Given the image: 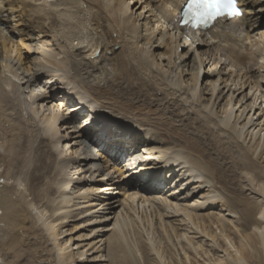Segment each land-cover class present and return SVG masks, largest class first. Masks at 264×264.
Wrapping results in <instances>:
<instances>
[{
  "label": "bare ground",
  "instance_id": "1",
  "mask_svg": "<svg viewBox=\"0 0 264 264\" xmlns=\"http://www.w3.org/2000/svg\"><path fill=\"white\" fill-rule=\"evenodd\" d=\"M241 1L245 16L190 33L180 31L176 19L183 0H145L133 11L128 0H0V264H75L83 258V252L74 254L67 247L73 238L64 240V229L79 220L93 226L99 221L98 208L111 209L109 197L98 196L107 191L99 182L104 184L110 174L108 163L114 174H122L124 166L130 171L132 165L147 170L145 177L128 174L121 190L134 188L131 195L125 192V201L137 203L134 211L142 208L148 234L164 235L183 253L179 251L180 262L159 241L156 249L165 264H264V90L258 94L263 77L256 76L264 70V0ZM13 7H20L18 15L28 19L27 38L44 33L60 55L33 42L24 45L28 55L22 58ZM117 44L121 49L112 51ZM244 47L252 51L250 56L255 48L254 56L245 55ZM221 50L229 56L217 59ZM223 56L224 67L217 69ZM245 78H254L255 84H246ZM97 101L111 112H99ZM70 102L123 132L125 141L113 147L94 132L92 136V129L68 123ZM53 103L63 113L46 116L50 107L46 111L44 106ZM36 115L44 116L42 122ZM68 126L71 141L61 133ZM166 172L177 174L170 196L163 190ZM88 173L93 176L83 183L79 178ZM187 185L195 187L193 194H184ZM196 192L208 197L203 205L190 204L195 212L178 205ZM217 207L221 215L203 214ZM119 213L105 243L109 261H102L103 254L93 260L152 264L140 234L136 245L125 237L132 216ZM182 214L191 229L225 254L220 257L215 249L212 254L213 249L167 221ZM107 216L102 218L109 220ZM232 229L239 239L232 237ZM198 255L204 257L202 263Z\"/></svg>",
  "mask_w": 264,
  "mask_h": 264
},
{
  "label": "rangeland",
  "instance_id": "2",
  "mask_svg": "<svg viewBox=\"0 0 264 264\" xmlns=\"http://www.w3.org/2000/svg\"><path fill=\"white\" fill-rule=\"evenodd\" d=\"M144 1L145 0H143V2H140L139 0H128V2H131V9H132V11L133 10H135L137 7H141V5L144 3ZM133 2V3H132ZM134 5V6H133ZM136 5V6H135ZM19 8L20 7H13V9L11 10L14 14H15V18H14V20H13V22H12V25L14 26V27H16L14 30L16 31V33H17V37H18V40H20L21 39V44H18V47L21 49V56H22V58L23 59H25L24 57H26L27 55H28V53H27V48L24 46V45H30V44H32L33 42L34 43H37V42H39V44L41 45V44H44V45H46L45 47H43V48H46L47 50H51V49H54V51H55V53H59V55H60V52H59V48H58V46H56V45H53V40L51 41V37L49 38L50 39V41H49V39H48V37H46V39L44 38L45 37V34L44 33H36V35H32V36H34L35 38H34V40H29L28 38H27V35L25 34V32H26V21L28 20L27 18H21L19 15H18V11H19ZM143 8V7H142ZM143 11V9H141L140 8V10H138V11ZM148 11H150V8L148 7V8H146L145 9V16L146 17H148L149 16V13H147ZM258 25V22H256V25H255V27ZM18 27V28H17ZM116 36H117V34H115L114 35V37L116 38ZM38 37V38H37ZM46 41V43H45V41ZM48 41V42H47ZM17 43H18V41H17ZM212 43H214V41L212 42ZM215 43H217V42H215ZM225 46H226V48H225ZM225 48V50H227V49H229V47L227 46V45H225V44H221V49H224ZM228 47V48H227ZM112 51H115V52H118L121 48H120V45H112L111 46V48H110ZM225 50H221L219 53H218V58H217V56H216V58L217 59H221V56H220V54H226V51ZM246 50V51H245ZM255 50V48L253 49V53H256V51H254ZM112 51H107V55L108 56H112L113 54H112ZM241 51H243L244 52V54L246 55V54H248L249 55V57H253L254 56V54L252 53V56H250L251 55V53H249V52H252V51H249V49L248 48H245L244 47V49L243 50H241ZM26 54V55H25ZM53 54V53H52ZM227 55V54H226ZM13 56H14V54H13ZM220 56V57H219ZM229 55H227V57H228ZM32 57H36V56H32ZM32 57L29 59V60H26V61H28V64H26V65H24V67H28L30 64V62L32 61L31 59H32ZM38 58V57H37ZM224 58H225V56H223L222 57V61H221V63L219 64V66H217V69H220V67H221V65L225 62L224 61ZM38 62H39V60H38ZM227 63H228V61H226ZM223 66V65H222ZM224 67V66H223ZM222 67V68H223ZM110 68V67H109ZM214 68H216V67H214ZM255 68H257V66L255 67ZM65 71H68V70H65ZM263 71V72H262ZM260 72L261 73H259V74H257L256 76H259V75H261L262 77H263V79L261 80V79H258V83H259V85H260V89H258V94L260 93V92H262L263 90H264V70H260ZM252 74H255V73H252ZM261 78V77H260ZM253 79V81H250V80H252ZM243 81H247V83L246 84H248L249 82H253L254 84H255V79L254 78H245V79H243ZM256 81H257V79H256ZM246 92H247V90H246ZM52 101H58L57 99L55 100V99H52ZM105 103H108V101H104ZM54 104H56V103H53V105L52 104H49L47 107H45L44 106V110L46 109V111H47V109H49V107H50V110H48L47 112H46V116H53L54 114H57V112H58V114H59V112H62L63 113V109H62V107H61V109H60V111H58L56 108L54 109L52 106H54ZM111 104V103H110ZM56 106V105H55ZM33 107V108H32ZM34 105L32 106V104H31V108L32 109H34ZM63 108H65V107H63ZM88 108H89V106H88ZM96 108H98V110L100 109V111L99 112H102V113H110L111 112V110L110 109H107V108H101L100 107V104H99V102L97 101V103H96ZM261 108L262 109H264V104H261ZM66 109V108H65ZM43 110V111H44ZM86 110H89L90 111V109H86ZM54 111V112H53ZM137 112L136 111H134V112H132V115L130 116L131 118H130V121H132V119H133V117L135 116V115H137L136 114ZM140 113H143V114H145V111H142V112H139V114ZM263 114H264V110H263V112H262ZM41 114H42V112H41ZM40 113L38 114V115H41ZM67 114V113H66ZM142 114V115H143ZM38 115H36V116H38ZM62 115V114H61ZM39 117H40V119H39ZM105 116H103V117H100V119H103ZM44 118V116H38V118L36 117V120L37 121H40V122H42V119ZM98 118H99V116H95V120L97 121L98 120ZM140 118H141V116H140ZM143 118H144V116H143ZM150 118V117H149ZM111 119H113V118H111ZM114 119H116V118H114ZM114 119H113V121H114ZM69 128V126L68 127H65V129H62V134L64 135V136H67L68 138H70V139H68V141L70 140L71 141V138H73V136H74V134H73V132L70 130V129H68ZM68 129V130H67ZM91 135L93 136V130H92V133H91ZM262 136L261 137H263L264 136V132H262V134H261ZM136 136V135H135ZM258 137H259V134H258ZM257 137V138H258ZM135 143H133V145H134ZM139 145H141V144H138V146ZM64 146H65V144H64ZM140 148H142V147H140ZM70 148L68 147V148H65V150H66V154L69 156L70 155V153H71V149L69 150ZM68 150V151H67ZM133 153H134V151H133ZM65 155V154H64ZM65 159H66V156H63ZM104 161H102V165H103V167L104 166H106V164L107 163H105ZM125 163H127V162H124L123 164H122V166L125 164ZM260 163H261V166H264V157H263V160L261 159V161H260ZM109 164V165H108ZM107 164V166H108V168L110 169L109 170V172H110V174L108 175V177H106V180H105V183L103 184V182L101 183V182H99V185L101 186L100 188H106L107 189V191L106 190H104V192H102L101 191V193H99L98 194V196L99 195H107V197H109V199H110V203H111V209H109V206H107V209H101L100 210V208H98L99 209V214H96V218L99 220L98 222H96L95 223V225H93V226H86V224L84 225V224H82V223H80L81 221L79 220V221H73V220H71V221H73V222H70V223H68V225H66V229H64V231L66 230L67 232H66V234H65V236H63L62 238L64 239V240H69L70 238H73L72 239V242H70L69 243V245H67V247H70L71 249L70 250H73V253L74 254H77L78 252H83L84 253V255L85 256H83V258L81 257V258H78V256H76V259H77V261L75 262V264H101V262H99V259H97V260H93V258H96V257H98V256H100V255H104V257H103V260L102 261H109V258L108 259H106L107 257V254H108V250H107V245H106V250H105V243H106V240L110 237V235L112 234V229H113V224H114V221H115V219H116V215H117V213H119V214H123V216L124 217H126L125 215H128V216H132L130 219H129V221H128V223H129V225H130V228L129 229H126V230H124V232H125V237H127V239H129V242L130 243H135V245H136V243L139 241V240H136V239H139V236L142 238V240L144 241V242H146L147 243V245H148V247H149V250H150V258L152 259V264H165L164 263V259H162V256H161V253L162 252H159L160 254H158V250L159 249H156V248H159L158 247V242L160 241L161 243H162V247H170L172 250H173V254H176L177 256L179 255V253L181 252V250H180V248L178 247V249H179V251L177 250V247H175V245L173 244V242H170L169 240H167V237H165L164 238V235H161V234H159V233H157V234H155V236H153V234L151 235V234H148L149 232H150V230L149 231H147V228H148V224L146 225V227H144V224H143V219H142V208H140V211L139 210H132V208H134L135 206H136V204H135V206L132 204V200H128V201H125L126 199H127V197L129 196V195H131V194H133L134 193V188H132V190H129V193H128V191H126V190H124V191H122L121 190V185L123 186V184L127 181V179H128V174H130L131 176H139V175H142V176H146V174L145 173H147V170L146 169H144L143 171H141L140 170V168H141V166H138L137 167V165H135V166H131L129 169H132V167H134V169H132V170H130V171H127V170H125V166L123 167V170H122V174H120V173H116V174H114V168L112 167L113 165H112V163H108ZM78 165V164H77ZM112 165V166H111ZM106 166V167H107ZM110 167H112V168H110ZM117 168H119V166H117ZM106 169V168H105ZM131 172H132V174H131ZM112 175H114L113 176V178L115 179L114 181H112L111 180V176ZM169 175H171V177L169 178ZM175 175H177V174H173V173H171V174H168L167 172L164 174V177H162V180L164 181L163 183H165V184H163V190L170 196L171 194H173L174 192L171 190V189H173L174 187H173V185L175 184H177V183H174L175 181H173V179H175L174 177H175ZM84 176H86V177H84ZM83 177L82 176H80V180H84L83 181V183H85V181L87 180V181H89L91 178H92V174H90V173H88V174H86V175H84ZM77 177H79V175L78 174H76V176H75V178L77 179ZM203 177V176H202ZM110 179V180H107V179ZM205 178H207L206 176H205ZM99 179H101V178H97V180H99ZM132 179H133V177H132ZM135 179V178H134ZM202 179H204V177L202 178ZM115 183V185H114V183ZM167 183V184H166ZM103 184V185H102ZM171 184H173V185H171ZM135 185V184H134ZM151 185V184H150ZM184 185H186V182L184 181ZM81 186H83V184L81 185ZM106 186V187H105ZM153 187H155V185H152ZM194 186H197V185H194ZM80 187V186H79ZM119 187V188H118ZM173 187V188H172ZM87 188V187H86ZM110 188V189H109ZM195 187H190L189 185H187V186H185L183 189H186V191H184V194L186 195V194H188V193H194L193 192V189H194ZM109 189V190H108ZM207 190L208 189H206L205 191L207 192ZM82 192V191H81ZM100 192V191H99ZM125 192H127L128 194H126ZM192 194H190V198H188V199H186L187 200V202H185L184 201V203H179L178 205H181L180 207H182V205L183 206H189L190 207V209H195V206H194V208H193V206H191L190 204H195L194 202L196 201V202H198L199 204L198 205H203L207 200H206V198L208 197H206V195H205V193L203 192V193H201V194H199V193H197L196 192V194H194V195H192ZM247 194H249V192H247ZM149 195V194H148ZM210 196V195H209ZM51 197V196H50ZM91 197V195H89V197L88 198H90ZM94 197V196H93ZM93 197H92V199H93ZM139 197H140V195H139ZM77 200V199H76ZM49 201V200H48ZM47 201V202H48ZM137 201V200H136ZM127 202H129V203H127ZM43 203V202H42ZM109 203V202H108ZM175 203V202H174ZM45 204V203H44ZM43 205V204H42ZM122 206H124V207H122ZM131 207V208H130ZM221 207H217V208H212L211 210H203V214H216V215H218V214H220L221 213ZM148 211V216H150V210H147ZM138 212H139V215H138ZM192 212H195V210H193ZM101 213V214H100ZM144 214H143V216L145 217L146 215H145V210H144V212H143ZM202 213V212H201ZM108 215V216H107ZM166 215V214H165ZM221 215V214H220ZM222 215H227L226 214V212H224ZM89 216V215H88ZM103 216H107L106 218L108 219V217H109V220H105L104 218H102ZM141 217V218H140ZM88 218H91V217H88ZM115 218V219H114ZM140 218V219H139ZM226 219H232L230 216H226ZM131 220H133V221H131ZM147 220V219H146ZM151 220V219H150ZM183 220H186V222L184 221L183 222ZM145 221V220H144ZM167 221H169V222H171V223H173V225H175L176 227H178L179 229H180V231L182 232V234H186V236L188 237V238H192V239H194V241L195 242H197V243H199V245L200 244H202V245H204V248L205 249H209V250H216V253H215V250L213 251L212 250V254H217L218 256H220V257H222L223 256V254H225L224 252H222L221 253V249L217 246V245H215V246H213V244L210 242V241H207V239H210V238H203L202 236L203 235H201V233L200 232H197V230L194 228V229H191V228H193V226L192 225H190L189 224V222H188V218L187 217H185V215L184 214H182V215H180L179 217H174V218H171V219H168ZM99 222H101V225H104V224H109L110 225V227H108V228H106V229H101V227H98L97 228V226L98 225H96V224H99ZM159 222V221H158ZM137 223V224H136ZM154 223H155V218H154ZM81 225V226H80ZM134 225V226H133ZM138 227V228H137ZM156 227H157V225H156ZM73 228H75V229H73ZM71 229H73L72 231H71ZM97 230L96 232H94V231H92V230ZM136 230V231H135ZM94 232V233H93ZM101 232H102V234H101ZM232 237H234L236 240H237V238L239 239V237H240V234L238 233V231H236L235 229H232ZM197 233H199V234H197ZM99 234H101V235H99ZM138 234H140L139 236H137ZM161 235V236H160ZM62 239V240H63ZM162 239H165V240H162ZM102 240V241H101ZM133 242H132V241ZM135 241H137V242H135ZM159 242V243H160ZM186 243V240L184 241V244ZM252 244V243H251ZM253 246V245H252ZM161 247V248H162ZM214 247V248H213ZM204 249V250H205ZM249 249H251V247L249 248ZM200 250V249H199ZM160 251H162V249L160 250ZM217 251H219V253H217ZM175 252V253H174ZM182 253V252H181ZM195 252H194V250H193V254H194ZM182 257H183V253H182ZM191 257L193 258V255H191ZM178 259H180V262H181V256L179 255V257H178ZM197 260H199L200 261V263H202L203 262V260H204V257L203 258H200V256L198 255V257H197ZM254 263V260L252 261V262H250V264H253ZM106 264H108V262H106Z\"/></svg>",
  "mask_w": 264,
  "mask_h": 264
},
{
  "label": "snow or ice",
  "instance_id": "3",
  "mask_svg": "<svg viewBox=\"0 0 264 264\" xmlns=\"http://www.w3.org/2000/svg\"><path fill=\"white\" fill-rule=\"evenodd\" d=\"M183 25L192 28L208 27L219 18L237 19L243 15L239 0H187L182 9ZM68 123H74L78 128L92 129L100 140L110 146L119 147L125 141V135L111 125L101 124L95 120L93 112L79 109L73 103L67 107Z\"/></svg>",
  "mask_w": 264,
  "mask_h": 264
}]
</instances>
